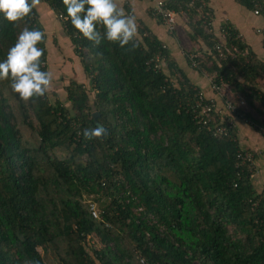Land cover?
Returning a JSON list of instances; mask_svg holds the SVG:
<instances>
[{"label":"trees","instance_id":"trees-1","mask_svg":"<svg viewBox=\"0 0 264 264\" xmlns=\"http://www.w3.org/2000/svg\"><path fill=\"white\" fill-rule=\"evenodd\" d=\"M43 1L60 19L86 81L68 78L63 99L52 78L44 97L24 101L9 79L0 80V264H48L50 252L59 264H264V230L254 221L264 217V200L252 211L262 193L239 161L237 128L215 136L187 111L201 88L168 45L141 21L125 47L103 39L97 45L72 26L64 0ZM150 1L149 14L162 23ZM191 1L164 6L186 16L192 42L211 48L194 52L192 68L228 84L254 124L252 113L264 114V63L227 22L225 44L239 52L221 58L211 9ZM238 1L255 10L263 0ZM121 8L134 16L129 1ZM25 28L44 32L41 69L49 71L48 43H61L50 40L36 8L16 22L0 16V60ZM97 121L106 135L86 140L83 130Z\"/></svg>","mask_w":264,"mask_h":264},{"label":"clouds","instance_id":"clouds-1","mask_svg":"<svg viewBox=\"0 0 264 264\" xmlns=\"http://www.w3.org/2000/svg\"><path fill=\"white\" fill-rule=\"evenodd\" d=\"M38 3L39 0H0V16L16 22L32 14ZM64 4L72 26L89 41L99 45L103 39L120 47L133 41L137 31L135 17L126 15L116 0H64ZM101 25L103 34L99 31ZM44 38L41 29L25 28L6 58L0 60V80L9 79L12 90L24 101L44 97L51 86L52 73L41 69L44 49L39 45ZM82 134L86 140L102 138L106 127L97 121L95 127L85 128Z\"/></svg>","mask_w":264,"mask_h":264},{"label":"crops","instance_id":"crops-1","mask_svg":"<svg viewBox=\"0 0 264 264\" xmlns=\"http://www.w3.org/2000/svg\"><path fill=\"white\" fill-rule=\"evenodd\" d=\"M126 1H129L130 8L134 13L136 25L138 21H141L145 24V26L149 27V29L155 35H157L159 39L166 43L170 49L171 56L174 58L178 66L186 72L190 81L195 86L201 88L207 97L215 99L218 109H220L222 113H225L226 108L223 105L221 97L212 90L209 77L193 69L189 63L187 54L190 51L194 53L197 50H200L199 53H202L203 51L210 53L211 48L210 46H207V44L202 40L194 43L189 39V42H185L181 36L179 27L184 28L185 32L187 33V27L185 24L187 21L186 16L180 15L178 17V30L177 32L170 34L163 23H159V21H157L155 18H152L149 14L148 10L151 6L150 0H116V3L118 7L121 8L124 6ZM207 4L212 13V25L215 37L220 42H224L225 37L221 31L222 25L225 22L232 24L243 37L248 51L254 53L256 57L264 63V13L257 15L254 13L253 9L246 7L238 0H207ZM35 8L39 13V18L42 23L46 21L44 16L42 18L39 8L47 11L44 13V15H48L49 17L46 23H49L51 20L50 12L55 14L51 7L49 5L47 6L43 0H39V3ZM53 38L54 37L52 36V39ZM56 38H58V40H61V38H66L68 40V38L63 35V29L59 31V36L57 35ZM69 48L71 49V53L74 54L73 45L70 41ZM48 63V70L50 72H54V67L52 68V64L55 63L51 60H49ZM62 63H64V61ZM76 72L77 73L75 77L78 80L86 81L82 68L77 69ZM261 83L262 85L260 86V90L264 94V80ZM260 109L263 112L264 106H262ZM252 114L255 118L253 120L254 124H250L244 119L236 117L237 136L241 148L249 150L255 155V163L257 168L255 171L256 173L253 176V183L257 192L262 193L264 191V135L260 132L258 127L262 126L264 122L261 118V113L255 110Z\"/></svg>","mask_w":264,"mask_h":264},{"label":"built area","instance_id":"built-area-1","mask_svg":"<svg viewBox=\"0 0 264 264\" xmlns=\"http://www.w3.org/2000/svg\"><path fill=\"white\" fill-rule=\"evenodd\" d=\"M152 1L155 4V6L153 7V13L156 16H161L163 20L162 23L165 25L167 31L170 34L177 32L178 17L181 14H179L175 10L166 8L164 6V0ZM194 3L195 0H192L189 5H193ZM200 3L205 5L207 4V0H200ZM263 8L264 0L262 2L256 3V9L254 10V13L257 15L261 14ZM203 18L205 19V21L208 20V13L204 14ZM222 34L225 37L226 33L224 31H222ZM215 48L217 49L220 57L223 59H226L228 56L235 57L236 53L239 52V49L237 47H229L225 44V41L218 43ZM197 56L198 55L194 54L192 51L187 54V57L190 58L192 61V67H197L198 65L197 61L195 60ZM152 60L156 61V63H154L155 69H160L163 62V58H161V64L158 63L160 61V56H157ZM209 79L211 81L212 90L221 97L223 105L226 108V112L222 113V111H220V109H218L217 107L216 100L207 97L204 91L200 89L196 92L195 98L189 99L187 102V111L194 114V118L196 119V121L204 126H207V128L213 130L215 136L225 137H230L231 131L237 128L236 116L244 119L250 124H253L252 121L245 116L248 110L245 100L239 96L235 97L228 84L219 85L216 82H213L212 78ZM235 99L239 100L238 105L243 108V112L239 113V115L236 114L237 105L235 104ZM261 118L264 122V114ZM258 128L260 132L264 135V124ZM238 158L241 165H248L250 171L252 172V175L254 176L257 168L254 153L246 149H240L238 152ZM262 200H264V191L258 198L251 200L252 211H255L260 206ZM91 210L92 214L97 217L98 211L96 209L95 204L91 206ZM254 221L258 226H261L264 230V217H261L258 214L254 218ZM140 262L141 264H147L144 259H141Z\"/></svg>","mask_w":264,"mask_h":264},{"label":"rangeland","instance_id":"rangeland-1","mask_svg":"<svg viewBox=\"0 0 264 264\" xmlns=\"http://www.w3.org/2000/svg\"><path fill=\"white\" fill-rule=\"evenodd\" d=\"M48 6V5H47ZM41 14H42V18L44 16L45 21H48V15H44V13H46V10H42L41 8H39ZM51 13V20L49 23L43 22V25L45 27L46 32L49 34L50 36V40H52V36L56 37L57 35L59 36V31L62 29V25L60 23V19L52 12ZM180 31H181V36L182 38L185 40V42H189V38L187 37V33L185 32L184 28L179 27ZM61 44H58V46L54 47L53 43H48L49 45V49H50V60L52 62H56L55 64H52V68L54 67V72L52 73V77H53V85H52V89L55 91H59V93H61V95L63 96L64 92L62 91V86L64 84H66L67 82H69L70 77L76 75V70L77 69H81L80 64L78 63V61L76 60L77 58L75 56H71L74 55L71 53V49L69 48V41L65 38L60 40ZM62 46V48L60 47ZM70 57H74L72 61H70ZM65 63H62V62ZM63 64H66L65 66ZM74 74V75H73ZM65 96H63L64 99ZM54 98V97H53ZM54 100V99H53ZM97 209V208H96ZM90 243L91 244H96V245H101V243H99V241L97 240L96 237H94L93 235L90 236ZM89 250V249H88ZM41 252L43 253V251L41 250ZM46 261L48 264H59L58 260L55 258V256L52 254V252H50V254L47 255Z\"/></svg>","mask_w":264,"mask_h":264},{"label":"water","instance_id":"water-1","mask_svg":"<svg viewBox=\"0 0 264 264\" xmlns=\"http://www.w3.org/2000/svg\"><path fill=\"white\" fill-rule=\"evenodd\" d=\"M93 115H94V118L97 120V118L100 116V113L99 112H94Z\"/></svg>","mask_w":264,"mask_h":264}]
</instances>
